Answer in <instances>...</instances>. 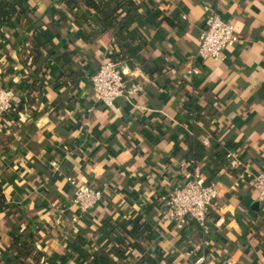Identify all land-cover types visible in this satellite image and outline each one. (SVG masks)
Here are the masks:
<instances>
[{
    "label": "crops",
    "instance_id": "obj_1",
    "mask_svg": "<svg viewBox=\"0 0 264 264\" xmlns=\"http://www.w3.org/2000/svg\"><path fill=\"white\" fill-rule=\"evenodd\" d=\"M18 2L0 26V88L15 92L0 117V264H264V204L226 160L264 170V0ZM102 3L119 6L111 26ZM207 6L240 37L218 61L196 56ZM114 54L144 91L107 107L90 78ZM190 159L218 190L207 234L160 204ZM68 178L103 201L80 215Z\"/></svg>",
    "mask_w": 264,
    "mask_h": 264
},
{
    "label": "built area",
    "instance_id": "obj_2",
    "mask_svg": "<svg viewBox=\"0 0 264 264\" xmlns=\"http://www.w3.org/2000/svg\"><path fill=\"white\" fill-rule=\"evenodd\" d=\"M207 15L204 28L199 36V46L196 53L198 59L218 61L224 58L225 51L233 48L240 37L234 23L224 19L217 10L206 7ZM200 71L193 67L188 71L189 76L195 78ZM125 71L119 62L106 58L91 78L94 98L107 107H112L118 98L132 100L144 91V86L138 82L126 80ZM15 92L11 89L0 88V117L13 109ZM207 144V140L203 141ZM226 160L230 169H237L238 181H250L255 189L258 202L264 204V170L253 172L242 164L233 152H227ZM52 165L57 168L56 162ZM184 183L169 194L161 196L160 204L165 209L168 218L178 228H182L189 221L195 222L204 234L209 232V210L218 197V190L205 179L202 169L195 159L181 163ZM68 181L74 188L72 206L80 215L90 213L104 199L105 188L96 189L87 184H80L73 178ZM40 247V246H39ZM42 255V254H41ZM128 256H130L128 254ZM205 260L201 257L198 262ZM44 261L42 255L41 262Z\"/></svg>",
    "mask_w": 264,
    "mask_h": 264
},
{
    "label": "trees",
    "instance_id": "obj_3",
    "mask_svg": "<svg viewBox=\"0 0 264 264\" xmlns=\"http://www.w3.org/2000/svg\"><path fill=\"white\" fill-rule=\"evenodd\" d=\"M18 0L3 1L0 0V26L4 25L18 11ZM100 11L103 14L108 25L115 23V17L119 11V6L112 3H102ZM113 61H118L116 54L109 57Z\"/></svg>",
    "mask_w": 264,
    "mask_h": 264
},
{
    "label": "water",
    "instance_id": "obj_4",
    "mask_svg": "<svg viewBox=\"0 0 264 264\" xmlns=\"http://www.w3.org/2000/svg\"><path fill=\"white\" fill-rule=\"evenodd\" d=\"M201 60V59H200ZM257 204V203H256Z\"/></svg>",
    "mask_w": 264,
    "mask_h": 264
}]
</instances>
